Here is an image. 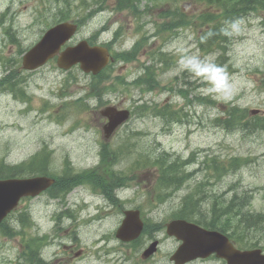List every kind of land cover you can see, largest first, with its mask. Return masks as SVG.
I'll return each mask as SVG.
<instances>
[{"label": "rangeland", "instance_id": "rangeland-1", "mask_svg": "<svg viewBox=\"0 0 264 264\" xmlns=\"http://www.w3.org/2000/svg\"><path fill=\"white\" fill-rule=\"evenodd\" d=\"M85 2L86 0L82 1V3ZM80 4L81 0H0V18L8 9L7 6H11L16 11L14 17H11L12 13L8 10L5 22H0V59L9 56L12 61L16 57L19 59V52L29 48L40 38L46 28L59 16V9L67 10L69 8H66V5H72V14V12L75 13L73 8L81 9ZM175 4L180 6L179 9L190 16V19L196 18L205 9V5L196 0H140L141 11L149 8L150 11L153 10V16L148 12L141 13V19L139 18L137 22L129 14L116 18L115 12L103 11L81 26L69 43L86 38L105 20L112 18L114 23L110 31L116 26H121L125 32L117 43L118 47L129 46L140 20H144L145 23L139 31V36L142 34L151 36L153 21H159V15L172 9ZM126 15L131 21L125 19ZM238 19L243 21L241 33L233 37L225 36L224 41L221 42L223 48L207 54L198 47L196 35L202 36L203 31L210 28V25L191 26L179 29L176 33L164 32L160 36L150 37L148 45L151 44L152 48H161L171 53L175 61L167 68L164 66L157 68V78L166 88H154L146 92L131 86L126 89L116 87L115 90H107L104 93L103 104L98 102L97 108L90 109V117L87 118L85 117L87 110L75 107L72 101L82 96L86 88H89L90 76L75 68L63 72L57 69L55 64L44 65L29 78L25 86L28 94L32 96L33 106L28 112H23L29 109L25 103L13 100L8 91L0 92V159L8 164L19 163L45 144L52 149L50 155L52 169L60 172L67 159L73 165L71 172H82L74 167L86 168L90 162H95L98 157L94 152L98 149L99 142L106 141L111 147L121 145L120 147L133 149L131 154H123L118 159L116 168L122 169L123 172L129 169L130 173L126 175L131 179L154 181L158 177L154 175L152 168L139 167L131 170L135 160H141L143 155L155 157L156 154L166 151L170 159L180 158L178 161H181L196 153L195 161L191 165L180 166L177 174L181 175L195 168L196 170L199 168V172H196L194 177L174 194L168 196L167 202L158 207V212L163 213L169 207H175L182 201L180 197L191 189H196V198H191V194L184 195L188 209L197 205L201 211L205 209L207 205L201 201L206 195L199 187V183L207 178L206 189L210 195L215 194L212 198L217 199V202L227 199L231 189H236V193L248 190L252 194L250 209L264 210V10L251 11ZM4 28H7L5 33L17 35L15 43L7 42L3 34ZM109 36L108 32H105L100 39H106ZM184 47L188 48L190 53L201 57H212L214 62L225 68L235 85V93L230 101L223 102L210 96L200 95L196 89L203 85L199 86V83L185 75H181V78L191 83V88L189 84L186 85L188 97L184 100L178 94L176 88L183 86V81L181 78L178 80L175 78L178 75H174L173 70L177 67V61L181 55L179 49ZM119 70L120 66H117L115 73L127 81L134 78L140 71L134 65L132 70L125 71L124 68L121 69L122 72ZM4 74L6 71H3L0 64V78ZM105 84L109 85V82L106 81ZM195 95L205 98L196 99ZM192 97L194 100L190 103L188 100ZM207 98L214 101L207 102ZM92 100L90 107L96 105V100L93 98ZM109 103L119 107H133V111L129 120L117 130V133L109 140H105L98 133V117L99 110ZM155 104L168 105L171 111H176L178 120L175 121L177 122H167L160 116L154 115L147 105ZM229 104H235L243 110L242 113L245 112L243 121L252 123L261 118L259 126L250 129L239 126L226 129L217 125L215 117L222 114ZM251 109H259V112L252 114ZM57 112L60 117L57 116ZM88 119H90V126L87 124ZM230 157H239L243 164L236 170L227 171L217 179L206 173L204 166L207 160L216 158L221 161ZM179 180L174 179L176 182ZM87 200L86 190L63 203L58 199H50L44 194L35 199L20 201L6 220L16 224L14 228L19 225L21 232L10 240L0 236V264H10L16 256L18 247L22 245L26 247L30 244V238L46 234L48 240L52 233L51 229L56 225L52 216L59 213L65 206L76 212L78 205L82 207L83 201L86 205ZM90 200L95 203L96 195H90ZM80 210L77 219L62 218L59 225L62 233L71 230L77 236V239L68 238L66 235L61 236L62 242L70 243L73 247L67 248L66 252L61 251L60 264H71L73 261H75L74 264H89L94 254L89 250L94 239L100 242L99 237H112L113 229L117 227L113 216L100 218L97 222L94 220L95 222L90 224L87 219H82L88 214L87 207ZM22 213L25 216L21 218ZM27 213L32 220L31 223L28 221L30 223L28 225ZM115 242L114 239H110L101 247ZM96 246L98 245L95 244L94 247ZM52 249L53 247H42L46 255ZM69 254L71 258H68ZM94 263L99 261L90 264Z\"/></svg>", "mask_w": 264, "mask_h": 264}, {"label": "flooded vegetation", "instance_id": "flooded-vegetation-1", "mask_svg": "<svg viewBox=\"0 0 264 264\" xmlns=\"http://www.w3.org/2000/svg\"><path fill=\"white\" fill-rule=\"evenodd\" d=\"M90 94V87H89ZM90 167L87 172V208L88 216L90 217ZM82 172H71L69 167L62 169L58 174L59 186L54 192H58L62 186H67L73 181L80 178ZM98 175H104L107 177L103 181L102 190H99L101 196V203L92 205L93 213L91 215L98 217H107L109 215H116L118 221L124 215L128 209L138 210L139 215L143 221V226L140 234L129 242H123L120 240H114L115 243L107 244L102 248V254L99 257L100 264H176V261L172 259V256L179 245V242L175 237L167 235L165 232V225L169 220L178 218L176 215H165L160 218V213L157 211V204L162 202L160 196H142V193H147L143 189L145 185L135 184L130 189L125 181L118 179H109L108 175L101 168H96ZM141 187V189H138ZM65 206L59 213L66 210ZM168 216V217H166ZM55 218V216H52ZM121 221V219H120ZM119 221V222H120ZM212 229V228H211ZM52 233L50 238L43 243V247H53L52 251L46 255L42 251L44 259L41 260L40 264H60V253L61 251L66 252V249L70 246V243H65L60 240L62 235H66L68 238H76L71 230L62 233L61 228L51 229ZM115 229H113V232ZM45 234L40 237L30 238V242H34L39 238H43ZM108 239L107 236H105ZM231 242L236 247L245 249L247 246H239L237 239L229 236ZM48 242V243H47ZM63 245V247H62ZM62 249H61V248ZM152 249L149 254H144L145 250ZM90 250V249H89ZM77 252V251H76ZM75 252V253H76ZM70 255V254H69ZM71 258V255L68 257ZM73 261L71 264H74ZM90 264V263H89ZM180 264H227L226 260L219 258L215 253H211L205 257L195 258L192 260H184Z\"/></svg>", "mask_w": 264, "mask_h": 264}, {"label": "trees", "instance_id": "trees-1", "mask_svg": "<svg viewBox=\"0 0 264 264\" xmlns=\"http://www.w3.org/2000/svg\"><path fill=\"white\" fill-rule=\"evenodd\" d=\"M100 4H103L105 0H95ZM150 1V0H149ZM198 2H205L208 5H212L215 8V11H202L196 18L186 19V15L183 11L179 10L177 5L173 10H170L169 13H164V18L157 25L158 32H167L178 26L197 24L198 26L210 25V28L204 30L202 36H204L208 31H212L214 35L209 37L205 42H201L200 47L208 50L223 48L224 35L220 34V29L223 27L226 21L234 20L237 17H241L246 12L252 9L264 8V0H196ZM116 5L119 9L128 8L133 10L134 13L139 14L140 11L137 10L140 0H115ZM67 15H62L66 17ZM62 18V19H63ZM190 25V24H189ZM201 36V37H202ZM152 79V77H150ZM208 102H212L211 99H207ZM242 110L238 106H229L223 111V118H219L218 121L226 128H232L234 126H239L241 128H246L249 122L243 121L245 113L241 112ZM154 112L159 113L167 117L168 110L166 108L155 110ZM259 120L255 121L253 124L259 125ZM104 158V156H103ZM157 162L160 164V177L159 179L165 180L170 178L174 179H183L188 174L178 175L176 172L178 168L185 163L182 162H166L165 158L157 159ZM155 163V161H152ZM2 164V163H0ZM46 164L48 160H28L22 162L21 165L26 169V172H35V173H48L49 170L46 169ZM243 161L239 157L229 158L227 161L219 162L216 159L207 166L209 168V173L215 178L221 177L228 170H234L238 168ZM21 167L17 168H7L1 169L7 174L17 175L21 173ZM208 179V178H207ZM207 181H201L199 187L202 188V191H206L204 187L207 185ZM196 190V189H195ZM238 194V195H237ZM207 196V193L205 192ZM249 196L247 193H233V195L228 198L226 201L223 199L219 202L213 201L209 215V221L211 226L218 228L224 232L237 229L238 231H253L257 232L260 228L264 231V215L261 214H249L246 205L248 203ZM196 208V207H194ZM192 210V209H191ZM261 215V216H259ZM208 220V218L206 219Z\"/></svg>", "mask_w": 264, "mask_h": 264}, {"label": "water", "instance_id": "water-1", "mask_svg": "<svg viewBox=\"0 0 264 264\" xmlns=\"http://www.w3.org/2000/svg\"><path fill=\"white\" fill-rule=\"evenodd\" d=\"M76 29V25L62 22L49 28L41 37V39L31 48L23 57L25 67L33 68L41 64L47 57L54 54L61 44L67 40ZM106 50L97 46H89L85 41H81L75 46L67 47L59 53L58 64L67 67L71 63L80 62L84 70L92 69L94 72L101 68L106 61ZM108 116L109 124L106 130L110 132L120 121L127 116V112H116L112 108H106L103 112ZM52 183V179L46 176H38L34 178H10L0 180V219L8 212L17 202L20 196L32 192L36 194L39 190L47 187ZM180 223V224H179ZM184 229L187 235L183 234L179 228ZM134 227L129 216L123 221L117 231V236L122 239L129 238L126 236L127 228ZM136 232L139 231L140 225L136 226ZM168 233L185 238V242L177 250L175 259H186L190 256L203 254L210 250H216L218 254L226 257L229 264H259L264 263V257L259 255L258 250L247 253H235L226 255L218 246H212L209 236L213 232L206 231L199 226L185 221H173L168 224ZM204 239L206 241H204ZM204 241V242H203ZM207 250V251H206ZM243 253V254H242ZM238 259V261H236Z\"/></svg>", "mask_w": 264, "mask_h": 264}, {"label": "clouds", "instance_id": "clouds-1", "mask_svg": "<svg viewBox=\"0 0 264 264\" xmlns=\"http://www.w3.org/2000/svg\"><path fill=\"white\" fill-rule=\"evenodd\" d=\"M242 25L243 21L240 19L228 20L219 31L226 37H233L241 33ZM212 35L214 33L208 31L200 38L201 42H205ZM179 51L181 55L177 61V67L173 70L174 75L187 73L190 80L203 85L196 89L200 95L210 96L223 102L233 98L235 85L223 66L214 62L212 57H201L190 53L186 47Z\"/></svg>", "mask_w": 264, "mask_h": 264}, {"label": "bare ground", "instance_id": "bare-ground-1", "mask_svg": "<svg viewBox=\"0 0 264 264\" xmlns=\"http://www.w3.org/2000/svg\"><path fill=\"white\" fill-rule=\"evenodd\" d=\"M69 168L71 169V166H69ZM170 181H173V182H175V183L178 184V182H176V181H174V180L166 179V183H169Z\"/></svg>", "mask_w": 264, "mask_h": 264}]
</instances>
